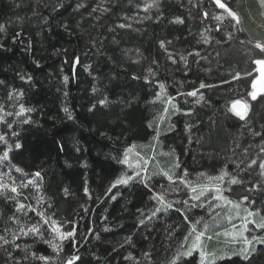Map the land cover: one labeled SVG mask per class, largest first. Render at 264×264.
Segmentation results:
<instances>
[{"label": "trees", "instance_id": "16d2710c", "mask_svg": "<svg viewBox=\"0 0 264 264\" xmlns=\"http://www.w3.org/2000/svg\"><path fill=\"white\" fill-rule=\"evenodd\" d=\"M222 2L239 22L214 0H0V264H171L193 228L235 208L193 199L206 180L239 204L237 219L261 222L264 94L248 93L264 5ZM234 100L249 105L244 119ZM131 146H154L172 179L152 163L116 183L132 175ZM253 227L245 236L264 237ZM205 236L215 264H264V245L245 261L231 255L243 244Z\"/></svg>", "mask_w": 264, "mask_h": 264}, {"label": "snow or ice", "instance_id": "6c2138e0", "mask_svg": "<svg viewBox=\"0 0 264 264\" xmlns=\"http://www.w3.org/2000/svg\"><path fill=\"white\" fill-rule=\"evenodd\" d=\"M214 3L216 4L217 7L221 8L224 10V12L231 17L233 20H236L237 22H239V17L237 16V13L235 11H233L231 8H229L225 3L222 2V0H214ZM261 5H264V0H260ZM215 19L217 20H223L224 16L220 15L215 17ZM177 22H182L177 20ZM120 27H124V25H120ZM161 47H163V42H161ZM255 48L259 50L261 55H264V43H261L259 41H257L255 43ZM253 63H255L258 66V70L261 72V78L260 80H253L252 82V89L253 91L249 92L248 95L251 97V99L255 100L257 98L258 95H262L264 94V59H256L253 61ZM240 77V74L237 73L236 76L233 77V79H238ZM23 79V77H21ZM261 83V87L259 89H257V84ZM0 83H3L2 81H0ZM201 87H205L204 84H201ZM161 88H163V85H161ZM11 95V94H10ZM189 95H196L195 92H190ZM101 104H104L105 101L101 100L100 101ZM248 107L249 105L247 104V102L242 101V100H234L232 101V108L230 109L231 111H233L235 113V115L239 116L241 119H244V117L247 115V111H248ZM21 111H24V109L22 108ZM65 111L67 112V109H65ZM5 138L3 136H0V141H3ZM16 148H20L21 145L19 143H17L15 145ZM261 151L264 152V148H261ZM8 156V153L5 152L3 154L4 159H6ZM124 163H127V159L125 158L124 161H122ZM257 161L253 160L252 164H256ZM176 167H179V165L177 164ZM259 167L264 170V160L260 161L259 163ZM17 171H20L19 168H17ZM262 175H264V171H262L261 173ZM36 176H39L40 173L37 172L35 173ZM165 176L168 177L169 180L172 179V176L169 175L167 172L164 173ZM226 175V174H225ZM132 179V177H127L126 179H120L117 180L116 183H127L128 180ZM216 179H222V177H217ZM240 181L233 178L231 180V183L235 184V183H239ZM115 186V185H113ZM0 187H4V185H0ZM13 192L16 191V188H12L11 189ZM111 190V189H109ZM192 192H196L197 188L196 187H192ZM209 189L207 188V186H202L200 187V191L198 195H194L192 198L195 200H199L201 196H204L205 192L208 191ZM85 191H87V189H85ZM215 191L217 193H220L222 190L219 189L218 187L215 189ZM157 199L160 200V203L163 204L164 200L163 197H155ZM217 199H221V200H225L226 203L228 204H232L233 207L235 208H239V204H235L232 201L227 200L226 197H224L223 195H218L216 197ZM244 199L246 200L247 197H244ZM167 207H171L170 204L166 205ZM23 207V206H21ZM160 209H157L156 211H159ZM245 211L247 212V216L248 217H252L255 215H259L258 212L254 213L252 211H248L247 209H245ZM153 215H155V212H153ZM229 220H231V217H229ZM54 223V222H53ZM141 224L144 223L143 220L140 221ZM252 223L255 225V228L257 229H261L264 230V218H262L261 222H256V220H249L247 218L244 219V223L241 225V231L236 233H224L225 235H233V237L235 236H241L243 237V232L248 230V224ZM207 227V226H206ZM235 228V226H233ZM54 231H58V229H53ZM31 232L36 233L38 232V229L33 227L30 229ZM193 231L195 232V228H193ZM73 235L72 232H67V233H61L60 234V239L63 240L67 237H71ZM204 235L203 232H199L196 234L195 236V240L193 241L192 245L190 247H188L187 251L184 252H177L176 256L173 258L171 264H176V260L180 258V256H190L192 254V252L194 250H196L197 248L200 249V259H201V264H215L216 259H218L219 257L217 256V254L215 252H207L203 249V246L200 244V240L201 237ZM5 243H7V241H5ZM264 245V237L262 236H257V235H253L251 237V239H248L247 237H243V247H241L239 249L238 252H233L231 253V255H238L240 256L243 260L247 261L249 260L250 256L256 252V247L255 245ZM52 247L54 249L58 248V245L56 244H52ZM225 255H228V253H225ZM41 260H46L47 257H40ZM78 257L73 256L71 257L68 261H66V264H73L74 260H77Z\"/></svg>", "mask_w": 264, "mask_h": 264}, {"label": "rangeland", "instance_id": "374dc122", "mask_svg": "<svg viewBox=\"0 0 264 264\" xmlns=\"http://www.w3.org/2000/svg\"><path fill=\"white\" fill-rule=\"evenodd\" d=\"M255 68H256V77L254 80H260L261 78V72L258 70V66L255 64ZM261 83L258 82L257 84V89H259L261 87ZM251 91H253L252 89V85H251ZM250 91V92H251ZM259 96V95H258ZM257 96V97H258ZM250 97V96H249ZM251 98V97H250ZM155 147L153 146V148L151 149H145V148H140L139 146H131L129 148H127L124 152V158L123 160H125V158L127 159V163H125L128 167V169L131 172V176L130 177H135L138 175H142L144 174L145 170L151 166L152 163L155 164V160H158L155 157ZM157 163L154 165V170H156V172L160 175H164L165 172H168V170L162 168L161 166L157 167ZM222 184V183H221ZM202 186H207V188L209 189L208 191L205 192L204 194V199L203 201L206 203L207 200H209V204H208V210L214 209V208H223L225 207V202L224 200L221 199H217L216 197L218 195H220V193H217L215 191V189L218 187L220 189L221 186L217 185L216 181L214 180H206V182L202 183L201 185H195V186H191L189 189V194H192V196L194 195H198L199 191H200V187ZM192 187H196L197 191L194 193L192 192ZM229 207L227 208V210L224 213H221L218 217V219H216L215 221H213V223H205L202 228L200 229V231L197 232H193L191 233L187 238L186 241L184 242V246H185V251H187L188 247H190L193 243V241L195 240V236L197 233L199 232H203L204 235L201 237L200 240V244L203 246V249L207 252H212L211 251V244L208 242V240H210L209 238H207V236H205V233H207L208 231L212 230V233H215V236L219 235L220 239L223 241H232L233 243L238 242L243 244V237H247L248 239H251V237L253 235H246L245 231L243 232V237L241 236H235L233 237V235H225L224 233H233V232H240L241 229V225L243 224L242 219H237L238 217V209L237 208H232L231 205H228ZM211 208V209H210ZM211 216V215H210ZM229 217H231V220H229ZM243 218V217H242ZM214 224V225H213ZM212 225V226H211ZM207 226V227H206ZM214 227L211 229V227ZM235 226V228L233 227ZM217 228V229H215ZM251 230H255V227L251 228ZM212 235V234H211ZM213 237V236H210ZM213 248V247H212ZM197 253H200V249L197 248L196 250ZM215 252V251H214ZM216 253V252H215ZM217 254V253H216ZM200 255V254H199Z\"/></svg>", "mask_w": 264, "mask_h": 264}]
</instances>
